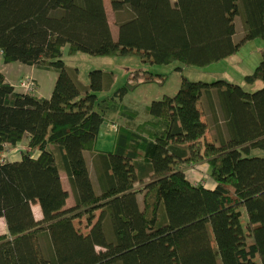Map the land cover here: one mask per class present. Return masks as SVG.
I'll use <instances>...</instances> for the list:
<instances>
[{
  "label": "trees",
  "instance_id": "16d2710c",
  "mask_svg": "<svg viewBox=\"0 0 264 264\" xmlns=\"http://www.w3.org/2000/svg\"><path fill=\"white\" fill-rule=\"evenodd\" d=\"M109 3L116 37L103 0H0L3 62L55 76L46 99L0 73V158L26 141L0 161V264H264V50L244 76L261 88L182 77L148 105L127 96L162 75L133 71L114 88L112 72L92 70L83 84L62 60L67 46L208 66L264 41V0Z\"/></svg>",
  "mask_w": 264,
  "mask_h": 264
},
{
  "label": "rangeland",
  "instance_id": "374dc122",
  "mask_svg": "<svg viewBox=\"0 0 264 264\" xmlns=\"http://www.w3.org/2000/svg\"><path fill=\"white\" fill-rule=\"evenodd\" d=\"M103 1L107 13L108 23L111 27L112 34L115 36L117 28L114 22L113 11L111 10L109 0ZM65 47L67 48V46ZM66 48L63 49L64 54L62 56V60L65 65H67V67L77 69L78 78L83 84H88V73L92 70L112 72L114 76V88L121 87L125 81L126 75H131V72L133 71H148L152 74L162 75L164 78L163 84L159 85L152 83L141 85L127 96L128 99L138 102L142 105H148L152 100L163 99L165 96L171 97L177 92L182 77H185L188 80H202L206 82H211L214 80H229L239 84L243 90L248 91H254L262 87L260 82L246 84L244 81V76L252 74L257 63L261 60V51L264 50V41L259 38L244 42V44L240 46V48L233 55L221 61L214 62L208 66H187L176 61L167 65H153L149 63H143L136 55L102 57H94L80 53L76 55H67L65 53ZM22 68L23 69H17L15 67L9 66L8 72L13 74V76L16 78L20 77V80L26 76L29 79L34 78L35 92L33 94L36 97H45L48 99L51 94L54 76L50 75L48 72H38L36 75H32L31 68ZM97 95L99 97L103 96L101 93H98ZM195 103L200 112L202 122L207 124V120L199 100L196 99ZM102 133L103 134L101 137H99L96 148L98 150H109L113 138V133L110 126H103ZM23 141L20 142L15 149L6 151V158L17 159V152L20 149L26 148L25 139ZM60 178L62 186L70 193L69 184L65 176L62 174L60 175ZM72 203L73 200L71 194H69L67 205L71 206ZM33 211L36 216H39L37 207H34ZM73 224L77 225V221H73ZM33 243L36 254L38 257H40V245L35 237H33Z\"/></svg>",
  "mask_w": 264,
  "mask_h": 264
},
{
  "label": "crops",
  "instance_id": "0c3cea01",
  "mask_svg": "<svg viewBox=\"0 0 264 264\" xmlns=\"http://www.w3.org/2000/svg\"><path fill=\"white\" fill-rule=\"evenodd\" d=\"M107 14V13H106ZM9 66H12V67H15V68H17V69H23L22 67H26L27 69H32V75H36L38 72H44V71H41V70H38V69H35V68H33V67H31V66H26V65H22V64H19V63H12V64H5L4 62H3V59H2V56H1V54H0V73H2L3 75H4V79H5V82H7V83H9L11 86H14V88L15 89H17L16 88V86L15 85H17L18 83H19V81H20V77L19 78H16V77H14L13 76V74H10L9 72H8V67ZM34 70H38V71H34ZM33 71H34V74H33ZM48 73H50V75H52V76H54L51 72H48ZM24 74H26V73H24ZM27 77V76H26ZM54 78H55V76H54ZM54 78H53V80H54ZM34 79V78H33ZM52 82H54V81H52ZM53 87V86H52ZM45 98V97H44ZM62 175V174H61ZM65 189V188H64ZM66 190V189H65ZM68 192V191H67ZM69 193V192H68ZM70 194V193H69ZM69 198V197H68ZM68 200V199H67ZM66 206L67 207H72L73 206V203H72V205L71 206H68L67 205V201H66Z\"/></svg>",
  "mask_w": 264,
  "mask_h": 264
},
{
  "label": "built area",
  "instance_id": "2783aa9c",
  "mask_svg": "<svg viewBox=\"0 0 264 264\" xmlns=\"http://www.w3.org/2000/svg\"><path fill=\"white\" fill-rule=\"evenodd\" d=\"M33 79H29L28 77L22 78L19 83L16 85L17 89H20L22 93H34L35 92V85L33 83ZM5 159V156H2L0 158V161L3 162Z\"/></svg>",
  "mask_w": 264,
  "mask_h": 264
}]
</instances>
